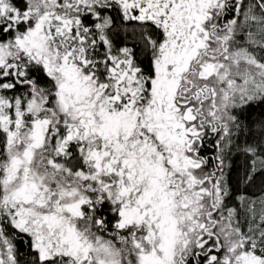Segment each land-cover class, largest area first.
I'll use <instances>...</instances> for the list:
<instances>
[{"label": "snow or ice", "instance_id": "1", "mask_svg": "<svg viewBox=\"0 0 264 264\" xmlns=\"http://www.w3.org/2000/svg\"><path fill=\"white\" fill-rule=\"evenodd\" d=\"M0 264H264V0H0Z\"/></svg>", "mask_w": 264, "mask_h": 264}]
</instances>
